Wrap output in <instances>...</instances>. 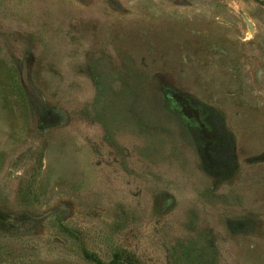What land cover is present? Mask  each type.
<instances>
[{
  "label": "rangeland",
  "instance_id": "1",
  "mask_svg": "<svg viewBox=\"0 0 264 264\" xmlns=\"http://www.w3.org/2000/svg\"><path fill=\"white\" fill-rule=\"evenodd\" d=\"M0 212V264H264V0H0Z\"/></svg>",
  "mask_w": 264,
  "mask_h": 264
},
{
  "label": "trees",
  "instance_id": "2",
  "mask_svg": "<svg viewBox=\"0 0 264 264\" xmlns=\"http://www.w3.org/2000/svg\"><path fill=\"white\" fill-rule=\"evenodd\" d=\"M4 216H5L4 213L0 212V218H4ZM85 254H86V257H87L88 259H91V260L96 261V262H98V263H102L101 259L99 258V256H98L97 254H95V253H88V252H86ZM118 259H119V254L116 255V257H115V262H116ZM121 261H122L123 264H138L136 260H134V259H132V258H129V257L124 258V259L121 260Z\"/></svg>",
  "mask_w": 264,
  "mask_h": 264
},
{
  "label": "water",
  "instance_id": "3",
  "mask_svg": "<svg viewBox=\"0 0 264 264\" xmlns=\"http://www.w3.org/2000/svg\"><path fill=\"white\" fill-rule=\"evenodd\" d=\"M23 79L26 83H29L28 81V64L26 61H24L23 64V70H22Z\"/></svg>",
  "mask_w": 264,
  "mask_h": 264
}]
</instances>
